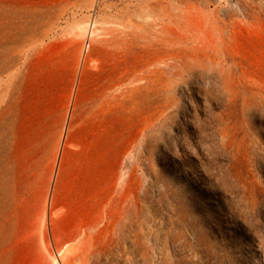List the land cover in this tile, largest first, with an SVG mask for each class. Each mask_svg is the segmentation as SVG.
Segmentation results:
<instances>
[{
	"label": "rangeland",
	"instance_id": "374dc122",
	"mask_svg": "<svg viewBox=\"0 0 264 264\" xmlns=\"http://www.w3.org/2000/svg\"><path fill=\"white\" fill-rule=\"evenodd\" d=\"M145 2L167 10L123 13ZM91 19L96 46L82 71L120 73L131 137L112 181L90 187L96 199L59 208L43 96L59 61L78 74L77 26ZM146 29L176 41L175 74L118 41ZM51 256L264 264V0H0V264Z\"/></svg>",
	"mask_w": 264,
	"mask_h": 264
},
{
	"label": "crops",
	"instance_id": "0c3cea01",
	"mask_svg": "<svg viewBox=\"0 0 264 264\" xmlns=\"http://www.w3.org/2000/svg\"><path fill=\"white\" fill-rule=\"evenodd\" d=\"M57 67L55 80L43 96L49 119L41 129L48 123L50 159L57 172L53 200L55 206L65 208L61 202L96 199L90 196V187L105 184L99 178L112 181L114 169L121 164L123 140L128 146L131 136L127 118L123 133L120 73L83 72L80 62L74 76L75 65L59 61Z\"/></svg>",
	"mask_w": 264,
	"mask_h": 264
},
{
	"label": "bare ground",
	"instance_id": "6f19581e",
	"mask_svg": "<svg viewBox=\"0 0 264 264\" xmlns=\"http://www.w3.org/2000/svg\"><path fill=\"white\" fill-rule=\"evenodd\" d=\"M166 10L167 7H165L159 2H155L154 4H152L151 2H145L142 5L136 6L135 8L131 6H126L123 10V13L125 14L126 17H129L130 14H137V13L139 15H143L147 17L151 13H163ZM178 10H181V8H179ZM77 30H78V35L81 36L82 40L84 41L83 48L79 51L80 59H81L80 61L82 65L81 70H82L83 67H85L84 65L86 64L88 65L89 62L93 59V53H94L93 50H95L93 47L96 46L93 43L94 42L93 37L97 35L96 21L94 19H91L87 24L84 25L82 24L77 26ZM156 34L157 33H155V36H152L150 31H147V29L145 32L143 31L140 33L126 32L120 35L118 41L120 44L126 46V48L128 50H131L133 53H136L137 51L140 52L143 56L144 65L146 66V68L148 67L149 64L157 65V63H159L161 64V67H158V70L160 72L163 73L166 72L167 75L175 74L177 71V60L179 61L178 59L179 56L174 49L175 46L172 44H175L176 41L175 42L171 41L172 39L170 40V37H167L166 34L165 36L163 35L161 36L159 34L156 35ZM106 41L107 39H105V37L99 39V42L103 44ZM51 202H52V192L47 200V205L50 206ZM51 257L53 263L58 264L59 261H57L55 256H51Z\"/></svg>",
	"mask_w": 264,
	"mask_h": 264
}]
</instances>
